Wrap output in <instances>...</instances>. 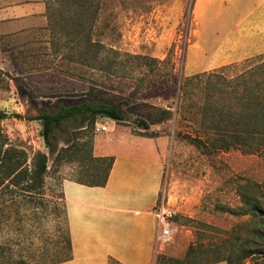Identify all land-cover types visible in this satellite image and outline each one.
<instances>
[{
    "label": "rangeland",
    "instance_id": "1",
    "mask_svg": "<svg viewBox=\"0 0 264 264\" xmlns=\"http://www.w3.org/2000/svg\"><path fill=\"white\" fill-rule=\"evenodd\" d=\"M37 1L46 10L47 1L56 0H0V11ZM244 3L101 0L92 40L97 46L91 48L85 38L79 51L69 55L72 39L55 37L47 10L45 27L0 37V58L6 59L0 67V113L8 116L0 120V148L27 154L24 168L29 170L38 153L48 157L40 196L18 201L8 192L0 196V254L35 262L65 247L68 225L61 184L81 178L93 166L95 142L115 135L164 141V177L156 209L170 202L178 212L179 232L172 246L158 254L156 250L153 264H226L223 260L236 244L230 235L253 222L230 210L238 212L243 196L256 198L255 186L264 184V154L216 151L211 145L215 138L208 137L197 110L177 113V93L181 80L225 66L215 61V53L228 44L230 32L236 39L243 37L242 19L251 9ZM55 19L62 20L58 12ZM85 100L116 107L123 121L108 119V132L99 135L94 127L79 130L76 122L66 124L56 134L55 146L60 150L66 141L79 142L84 145L80 159L54 162L42 137V122L14 117L34 119L47 110L58 113L59 103ZM196 137L205 145L193 141Z\"/></svg>",
    "mask_w": 264,
    "mask_h": 264
},
{
    "label": "trees",
    "instance_id": "2",
    "mask_svg": "<svg viewBox=\"0 0 264 264\" xmlns=\"http://www.w3.org/2000/svg\"><path fill=\"white\" fill-rule=\"evenodd\" d=\"M100 2L101 0L47 1V16L51 28L57 32L55 37H59V40L62 36L72 39V42H68L72 46L68 48L67 55L75 53L80 40L83 39V43L85 38L91 48L97 46L92 40L97 30ZM57 12L62 17L59 22L55 19ZM64 26L67 28H60ZM58 105V113L47 110L34 119L14 116L27 122H42V137L54 162L60 158L81 157L79 155L84 145L79 142L66 141L65 147L60 150L55 146L56 134L62 132L69 122H76L78 129L82 130L93 128L97 117H106L115 122L123 121V115L116 107L100 102L85 100L68 106L64 103ZM189 107L197 110L201 121L207 125L205 130L208 137L215 138L211 145L216 151L238 149L243 153L264 154V55L181 80L178 84L177 113L186 111ZM7 117L0 113V120ZM140 123L143 130H149L145 122ZM193 141L205 145L202 138L196 137ZM26 158L27 154L12 147L6 150L0 148V196L5 197L4 193L8 192L18 201L41 195L48 171V157L38 153L32 170L24 168ZM90 162L93 166L87 168L81 178L71 181L91 188L106 187L115 159L91 157ZM100 166L105 167L103 173L99 171ZM254 190L256 198L243 196L242 207L238 212L230 210L231 215L250 217L253 222L229 234L236 244L224 258L223 262L226 264H264V184L256 185ZM62 199L64 201L63 193ZM65 215L68 225L65 247L53 250L35 262L23 257L5 258L3 253L0 254V264H62L71 261L73 248L66 208ZM109 264L121 263L111 258Z\"/></svg>",
    "mask_w": 264,
    "mask_h": 264
},
{
    "label": "crops",
    "instance_id": "3",
    "mask_svg": "<svg viewBox=\"0 0 264 264\" xmlns=\"http://www.w3.org/2000/svg\"><path fill=\"white\" fill-rule=\"evenodd\" d=\"M251 9L242 19V38L227 34L228 44L215 53L220 67L264 55V0H244ZM41 1L0 11V37L23 35L47 24ZM223 34L213 47L216 49ZM225 48V49H224ZM0 67L6 59L0 58ZM164 141L113 135L96 141L97 158H114L107 186L91 188L64 180L61 189L69 223L73 259L62 264L155 262L154 215L164 177Z\"/></svg>",
    "mask_w": 264,
    "mask_h": 264
},
{
    "label": "built area",
    "instance_id": "4",
    "mask_svg": "<svg viewBox=\"0 0 264 264\" xmlns=\"http://www.w3.org/2000/svg\"><path fill=\"white\" fill-rule=\"evenodd\" d=\"M108 118H99L94 125V133L96 135L105 134L108 132ZM157 226L155 233V246L157 254L164 248L170 247L174 244L179 232L176 218L178 212L170 207V202H162L161 205L154 212Z\"/></svg>",
    "mask_w": 264,
    "mask_h": 264
}]
</instances>
